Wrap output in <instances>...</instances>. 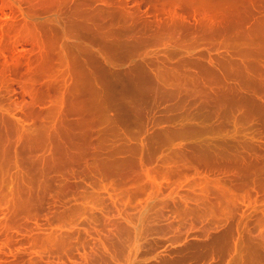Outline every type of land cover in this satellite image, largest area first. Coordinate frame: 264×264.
<instances>
[{"label":"rangeland","instance_id":"1","mask_svg":"<svg viewBox=\"0 0 264 264\" xmlns=\"http://www.w3.org/2000/svg\"><path fill=\"white\" fill-rule=\"evenodd\" d=\"M243 6L0 0V264H264V0Z\"/></svg>","mask_w":264,"mask_h":264},{"label":"bare ground","instance_id":"2","mask_svg":"<svg viewBox=\"0 0 264 264\" xmlns=\"http://www.w3.org/2000/svg\"><path fill=\"white\" fill-rule=\"evenodd\" d=\"M129 1V0H128ZM167 1H170V2H175V3H178V4H184L185 2H187L188 0H167ZM229 2H233L234 4L236 3V4H242V6H243V8H248V7H250V6H254L256 3H259L261 0H228ZM132 2H133V0H132ZM139 2H141V1H139ZM130 3V2H129ZM232 4V3H231ZM229 9H231L232 8V6H231V8L230 7H228ZM228 10V9H227ZM246 10V9H245ZM226 12V11H225ZM233 12V11H232ZM231 11L229 12L228 11V13L230 14V16H231V13H232ZM228 13L226 12V14L228 15ZM233 14H235V12H233ZM239 14V13H238ZM229 16V15H228ZM94 62V61H93ZM142 66V65H141ZM141 68V67H140ZM147 70V69H146ZM139 72V71H138ZM149 73V72H148ZM149 74H151V73H149ZM128 77H130L129 75H128ZM139 77H140V75H139ZM127 78V77H126ZM137 79V78H136ZM157 79V78H156ZM127 80V79H126ZM153 80V79H152ZM127 81H130V80H127ZM126 81V82H127ZM133 81H134V79H133ZM147 81H148V79H147ZM124 82V81H123ZM143 82V81H142ZM149 82H152V81H149ZM156 82V81H155ZM155 82H152V83H155ZM128 83V82H127ZM152 83H150L151 85H152ZM144 83H142L141 85H143ZM130 85H133V84H130ZM135 85V84H134ZM140 85V86H141ZM145 85V84H144ZM138 86V85H137ZM125 87V86H124ZM132 88H134L133 86H131ZM130 87V88H131ZM149 87V86H148ZM160 87V86H159ZM126 88V87H125ZM141 89H143V88H141ZM146 89V88H145ZM132 90V89H131ZM135 90V89H134ZM139 90V89H138ZM147 90V89H146ZM165 90V89H164ZM168 90V89H167ZM172 90V89H171ZM133 91V90H132ZM137 91V90H136ZM148 91V90H147ZM161 92H163L162 90H161ZM175 92V91H174ZM169 93V92H168ZM129 109V108H128ZM198 113V112H197ZM186 114V113H185ZM200 114V113H199ZM202 115V114H201ZM147 116V115H146ZM189 116H190V114H189ZM198 116V115H197ZM199 117H201V116H199ZM208 117V116H207ZM185 118V117H184ZM204 118V117H203ZM144 119V118H143ZM175 119V118H174ZM200 120H201V118H199ZM205 119V118H204ZM209 119V118H208ZM199 120V121H200ZM202 121V120H201ZM180 122V121H179ZM184 122V121H183ZM198 123H200V122H198ZM202 123V122H201ZM200 123V124H201ZM184 124V123H183ZM199 124V125H200ZM205 124V123H204ZM194 125H196V124H194ZM198 125V124H197ZM187 126V125H186ZM203 126H205V125H203ZM147 127V126H146ZM189 127V126H188ZM196 127V126H195ZM200 127V126H199ZM205 128V127H204ZM202 129V128H201ZM200 130V129H199ZM191 131V130H190ZM201 132V131H200ZM192 133H195L196 134V131L195 132H192ZM113 136V135H112ZM116 136V135H115ZM197 137V136H196ZM113 139H115V137L113 138ZM112 139V140H113ZM120 140V139H119ZM207 140V139H206ZM115 141V140H114ZM117 141V140H116ZM126 141V140H125ZM115 144V143H114ZM119 145V144H118ZM117 145V146H118ZM133 145V144H132ZM116 146V145H115ZM150 146V145H149ZM208 146V145H207ZM139 147V146H138ZM99 148V147H98ZM114 148V147H113ZM118 148V147H117ZM119 149V148H118ZM179 149H180V147H179ZM186 149V148H185ZM190 149V148H189ZM192 149H193V151H194V153L193 154H196V153H199L200 151H205V153L204 154H208V152L210 153V154H212L213 153V151L216 149V148H214L213 146L212 147H202V145L200 146H197V144H196V146H194L193 145V147H192ZM209 149V150H208ZM97 150V149H96ZM99 150V149H98ZM178 150V149H177ZM116 152H117V150H115ZM134 151V150H133ZM182 151V150H181ZM217 151V150H216ZM191 153V152H190ZM107 154V153H106ZM113 154V153H112ZM135 154V153H134ZM188 154V153H187ZM202 154V153H201ZM206 154V155H207ZM219 154H220V152H219ZM218 154V155H219ZM192 155V154H191ZM194 156V155H193ZM210 156V155H209ZM213 156V155H212ZM211 156V157H212ZM100 157V156H99ZM133 157V156H132ZM196 157V156H195ZM208 157V156H207ZM214 157H216V156H214ZM133 167V166H132ZM207 167V166H206ZM134 169V168H133ZM198 176V175H197ZM202 180V179H201ZM215 181V180H214ZM224 181V180H223ZM222 181V182H223ZM220 184H222V183H220ZM227 186V185H226ZM228 187V186H227Z\"/></svg>","mask_w":264,"mask_h":264}]
</instances>
